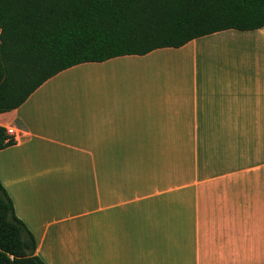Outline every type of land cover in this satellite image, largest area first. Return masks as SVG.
I'll return each instance as SVG.
<instances>
[{
	"label": "crops",
	"instance_id": "obj_1",
	"mask_svg": "<svg viewBox=\"0 0 264 264\" xmlns=\"http://www.w3.org/2000/svg\"><path fill=\"white\" fill-rule=\"evenodd\" d=\"M0 127L18 134L0 182L44 264H264V188L232 181L264 166L213 181L227 187L171 181L163 203L135 175L150 150L232 149L237 134L264 133V27L74 66Z\"/></svg>",
	"mask_w": 264,
	"mask_h": 264
},
{
	"label": "trees",
	"instance_id": "obj_2",
	"mask_svg": "<svg viewBox=\"0 0 264 264\" xmlns=\"http://www.w3.org/2000/svg\"><path fill=\"white\" fill-rule=\"evenodd\" d=\"M264 27V0H0V114L84 63ZM15 141L0 127V151ZM0 182V264H44Z\"/></svg>",
	"mask_w": 264,
	"mask_h": 264
},
{
	"label": "rangeland",
	"instance_id": "obj_3",
	"mask_svg": "<svg viewBox=\"0 0 264 264\" xmlns=\"http://www.w3.org/2000/svg\"><path fill=\"white\" fill-rule=\"evenodd\" d=\"M182 152L183 162L180 158ZM150 153L149 157H142V164L136 166L135 175L141 180L142 193H152L153 198L156 196L148 203H163L165 185H170L171 181L173 188L227 187L228 181L219 184L213 181L219 176L226 177L264 166V133L237 134V143L232 149L156 150V153L150 150ZM126 168L133 173L132 168ZM232 181H237L233 187L264 188V170L260 177L256 173L250 178L233 176Z\"/></svg>",
	"mask_w": 264,
	"mask_h": 264
},
{
	"label": "built area",
	"instance_id": "obj_4",
	"mask_svg": "<svg viewBox=\"0 0 264 264\" xmlns=\"http://www.w3.org/2000/svg\"><path fill=\"white\" fill-rule=\"evenodd\" d=\"M5 132H6V136L13 140L18 136V134L13 129H5Z\"/></svg>",
	"mask_w": 264,
	"mask_h": 264
}]
</instances>
